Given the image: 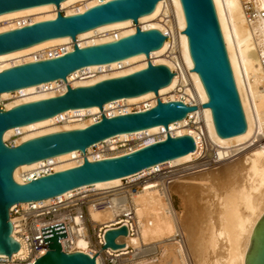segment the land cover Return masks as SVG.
<instances>
[{
  "label": "bare ground",
  "instance_id": "1",
  "mask_svg": "<svg viewBox=\"0 0 264 264\" xmlns=\"http://www.w3.org/2000/svg\"><path fill=\"white\" fill-rule=\"evenodd\" d=\"M105 1L107 0H64L58 7L59 10H63L69 6L70 8L66 9L65 12L69 15L84 12L87 8ZM214 3L248 128L242 134L226 138L221 137L217 135L211 109L199 107L190 112L196 118L192 122V124H198L196 127L189 126L187 124L189 118L186 117L177 122H172L168 131L163 125H157L145 130L121 133L106 139L107 142L113 139L118 142V140H129L133 137H143L160 132L163 135L158 140H161L160 138H164L170 132L173 135L191 134L197 140L196 150L133 174H153L162 171L164 168H173L190 162L179 176L176 174L166 176L165 173L159 172L154 177L144 181L145 186L133 196L136 208L134 219L138 226V233L120 236L117 241L126 245L121 249L110 248L109 252L111 253L114 252L120 256L127 254L131 246L141 247L146 244L154 245L155 242L161 240H177L181 244L179 256L183 264H247V254L251 248L255 228L264 216V74L261 69L259 54L263 37L258 41L255 39V35L261 37L264 33V20L250 25L245 15L244 0H214ZM256 3L264 8V0H256ZM58 7L55 3H50L0 14V23L2 22L0 32L18 28L24 24L55 18L58 14ZM163 21L166 22L168 28L159 23ZM137 24L143 29L171 30L172 36L165 41L161 48L152 51L149 58L147 54L140 53L121 61L88 66L70 74L67 83L64 81L62 87L58 85L61 80H54L16 91L2 92L0 96L7 99L14 98L13 96L16 95V98L8 103L6 109L24 102L62 94L67 89V84L72 86L89 85L105 78L135 72L147 67L149 60L154 64H166L171 68H174V64L178 63L183 68L184 73L186 68L188 76L186 75L187 87L184 91L195 98L196 105L207 102L208 95L199 74L196 71H190L193 69L194 63L190 55L188 37L182 33L186 27V19L181 1L159 0L155 10L139 17ZM137 24L133 19L111 22L79 33L75 41L80 46H87L120 39L136 32ZM173 37L175 38V47L169 54V46ZM75 41L71 36H64L0 54V71L14 65L33 61L39 58L38 54L47 56L49 50L57 46H66L64 52L70 51L72 42L75 43ZM168 57L178 62H173ZM83 69H89L90 74L81 77ZM177 85L178 77L174 76L169 85L160 88L157 92L159 99L165 102L180 98L174 94L165 96L169 92L176 91ZM158 97L155 91H148L141 95L107 102L104 105V110L108 114L107 110L111 109L109 114L112 115L132 112L130 107L121 108L117 105H131L148 101L146 106L152 107L157 104ZM76 112H79L81 116L74 118ZM99 112H102L99 106L69 109L61 113L72 117L64 122L58 123L57 118L60 114L55 115L20 127L9 128L5 131L4 138L7 140L13 134H19L16 140V144L19 145L25 140L51 132L83 128L95 122V115ZM180 127L185 128L177 130ZM200 138L217 146L215 164L218 166L202 173L198 171L205 168L209 161H200L205 158ZM153 142H143L117 153L108 151L109 153L99 152L95 155H91L93 149L91 146L86 155L90 159H102L136 150L135 148H141ZM116 148L115 144L110 146L112 150H116ZM79 153V150H74L49 159L19 165L14 171V178L20 183L25 182L27 174L37 171L47 161L56 163V170L71 168L81 162L80 158H76ZM197 179H202L204 185L211 188V192L208 191L210 195L203 201V205L193 203L187 198L184 199L185 202H182L184 203L182 205L183 210H181V207L177 205L178 200L175 198V191H182L181 188L191 185ZM122 180L123 177L84 185L70 190L60 197L76 194L83 188L107 192L111 188H118L122 184ZM205 189L207 190V188ZM50 200L51 198L44 201L49 202ZM118 200L116 199V203ZM199 201L201 202V200ZM119 211L117 205L114 208L105 209L90 206L89 217L94 226L98 225L108 229L109 226L114 225V221L118 220ZM13 235L18 238L15 230ZM90 243V237L86 233L77 237L76 248L93 254L89 251ZM23 251L24 247H21L15 255H19ZM96 258L97 264H101V255H97Z\"/></svg>",
  "mask_w": 264,
  "mask_h": 264
},
{
  "label": "water",
  "instance_id": "2",
  "mask_svg": "<svg viewBox=\"0 0 264 264\" xmlns=\"http://www.w3.org/2000/svg\"><path fill=\"white\" fill-rule=\"evenodd\" d=\"M64 0H0V14L55 3ZM186 19L182 33L188 37L194 67L204 85L208 101L201 105H187L181 100L163 101L158 97L160 88L171 83L176 73L166 64H154L135 72L105 78L94 84L72 87L59 95L17 104L0 109V254L10 256L19 251L21 244L13 236L14 225L10 218L13 205L41 201L60 196L70 190L101 181L124 178L146 168L176 159L196 150L191 134L172 135L165 139L128 152L102 159L89 160L87 149L121 133L145 130L163 125L167 128L199 107H209L217 135L231 137L244 133L248 123L237 87L232 64L218 18L214 0H180ZM159 0H107L87 8L84 12L64 14L55 18L26 24L0 32V54L19 50L45 40L71 36L74 41L81 32L111 22L133 19L153 12ZM167 36L158 28L143 29L137 24L136 32L99 44L80 46L61 56L24 62L0 71V94L51 82L66 81L73 72L91 65L121 61L136 54L161 48ZM155 91L157 104L150 109L132 111L108 117L103 113L107 102L124 97ZM99 106L101 120L83 128L61 130L36 136L19 145L10 146L4 133L12 127L59 115L69 109ZM79 150L84 162L71 168L42 175L27 183L14 178L15 169L22 164ZM47 252L33 264H97L96 255L102 249H121L126 244L117 242L120 236L129 235L126 225L111 227L105 233V244L94 256L81 250L67 252L59 239L67 237L63 222L42 228ZM247 264H264V216L257 224Z\"/></svg>",
  "mask_w": 264,
  "mask_h": 264
},
{
  "label": "built area",
  "instance_id": "3",
  "mask_svg": "<svg viewBox=\"0 0 264 264\" xmlns=\"http://www.w3.org/2000/svg\"><path fill=\"white\" fill-rule=\"evenodd\" d=\"M244 1H245L244 3L245 4V15H246L247 22L250 25H253V24H257L263 21L264 20V8H261L260 6H258V4L256 3V0H244ZM162 32L167 36V39L170 38V36H172L171 30H166ZM255 39L257 41L259 39H262V45L261 47H259V54H260V65H261V69L264 74V33L261 37H257V35H255ZM72 43H73L72 45V49H73L74 42ZM174 44H175V38H172L171 44L169 46V54L175 47ZM65 47L66 46H62V47H57L52 50H49L47 56L38 54L39 58H36L35 60H41V59L61 56L66 53L64 52ZM168 58L169 60H172L171 57H168ZM172 61L178 62L175 59H173ZM171 70L174 73H176L175 76L178 77V85H177V90L175 92L180 98L176 100H181L187 105H196L195 98L193 96H190L184 91L185 88L187 87L186 75L188 76V70L185 68V73H184L183 68L178 63L174 64V68H171ZM89 74H90L89 69H83L81 71L80 76L82 77V76H86ZM58 85H60L61 87L64 86V81L61 80L58 83ZM72 87H75V86H72ZM117 107H121V106L118 104ZM148 107L149 106H146V104H143V108H134L132 111L147 110V109L152 108L153 106L149 108ZM0 109L5 110L6 108L1 107ZM107 111H108V114L106 113L105 110L103 111V113H105L108 117L113 116L112 114H109L111 109ZM103 113L99 112L95 115V122L101 120ZM79 114H80L79 112H76L74 113L73 117L74 118L80 117L81 115ZM187 117L189 118L190 122H193L196 119L194 115H192V113H189ZM68 118H72V117L68 115L60 114L59 117L57 118V122L58 123L64 122L68 120ZM165 138L166 136L160 139H165ZM150 141L152 140L151 139L147 140L146 143ZM200 141L201 143L204 144L203 152L206 153V151H208L207 150L208 143L205 139L200 138ZM195 142L197 146L196 139H195ZM7 144L10 146L17 145L16 142L7 143ZM113 144L117 145L118 142H115L114 139L111 140L110 142H107L105 140V141H102L100 144L93 145L92 150H98L99 152H103V153L108 152V151H115V150L110 149V146ZM135 149H138V148H135ZM131 151L133 150L126 151L124 153H120L117 155L126 154ZM210 151H211L210 156H206L205 154V159L207 161L216 160L217 152L215 153L214 149H210ZM84 157H85L84 154L80 151L79 155L76 157V158L81 159V162L79 164L84 162ZM89 160L91 161L96 160V158H93V159L89 158ZM55 164L56 163H54L53 161L45 162L39 169H37V171L31 174H27L26 180L23 183H27L31 181L32 179L38 178L42 175H46V174L59 171L55 169ZM159 172H162V171H158L153 174H157ZM144 176L146 175L138 174V175H133V176L130 175V177L128 176L124 177L122 180V184L118 188L109 189L107 192H99V191L94 190L93 188H87V189L83 188L80 191L76 192V194H72L68 197L57 196V197L51 198L49 202L41 200V201L24 202L23 204L18 203V204L13 205L14 207H11L10 209V218L11 220L13 219L12 222L14 225V230L16 231V234L20 240L16 238L14 235L13 236L15 237L16 240L20 242L21 247H24V251L19 255H15L16 253H18V251L13 253L10 256V258L8 255L0 256V264H33L35 263L36 259L44 255L48 250L49 242H45L42 228L53 225V224H57L60 222L64 223L66 234H67V237L59 239L62 249L67 252H73V251L79 250V248H76L77 237L85 235L86 233H89L88 222L90 221V217H89V207L90 206H93L98 209H105V208H114L117 205V208L120 210L117 216L118 220L114 221L113 223L114 225L109 226V228L120 227L122 225H126L129 230V235H135L136 233H138V226L134 219V213H135L136 208H135V203L133 201V196L135 195V193H137L140 190L139 189L141 188L140 181ZM166 176H171V175L168 174ZM143 186L145 185L143 184ZM116 199H119L117 203H116ZM97 226L98 225L93 226V231L97 235V239H96L95 248L90 249L93 254L91 253L89 254H91L92 256L96 255L103 248V245L105 244V233L108 230L107 227L98 226V232H97ZM109 249L110 248L102 249L97 254V255H101L102 264H120L121 255L119 256L117 255V253H114V252L111 253L109 252Z\"/></svg>",
  "mask_w": 264,
  "mask_h": 264
},
{
  "label": "rangeland",
  "instance_id": "4",
  "mask_svg": "<svg viewBox=\"0 0 264 264\" xmlns=\"http://www.w3.org/2000/svg\"><path fill=\"white\" fill-rule=\"evenodd\" d=\"M68 8H70V7L66 6L65 8H63V10H59V11H62L64 14H66L65 12L68 10ZM47 13H51V12H47ZM159 23L165 25V27L168 28V26L165 24L166 22L163 21V22H159ZM173 94L177 95L175 91H172V92L165 94V96H170ZM13 97L16 98V95H14ZM14 98L7 99V98H3L0 96V108L1 107L6 108L8 103L11 100H13ZM147 103H148V101H142V102H138V103L131 104V105L122 104L121 108L130 107L133 110L134 108H141V107H143V104H147ZM187 124L189 126H192V127L198 126V124H192V122H190V121ZM183 128H185V127L177 128V130L183 129ZM162 135H163V133L156 132V133H153L151 135H147V136H143V137H133V138H130L129 140H126V139L125 140H118V144L117 145L115 144L117 146L116 150L111 151V152L117 153L119 151H125L131 147L136 146L137 144L146 142L147 140H150V139L155 142ZM18 137H19V134H13L12 136L8 137L7 140L4 138V141L6 143H14V142H16ZM201 144H203V143H201ZM203 146H204V144H203ZM210 149H214L215 153L217 152V146L214 143L212 145L211 142H208V147H207L208 151H206V153L203 152V154L204 155L206 154V156H210V153H211ZM95 153H99V151L98 150H92L91 151V155H95ZM106 153H109V152H106ZM204 160L207 161L205 158L204 159L202 158L200 161L203 162ZM189 163L181 164V165L175 166L173 168H164L162 170V172L165 173V175L176 174L177 176H179L183 173L185 167ZM208 163L209 164H207L205 166V168H202L199 171L198 170L197 171L202 173V172L207 171V170L208 171L212 170L213 168L218 166V164H215V160L214 161L210 160ZM155 175L156 174H148V175L144 176L140 181V187L141 188L144 187L143 186L144 181H146L149 178L154 177ZM203 186H205V187H203ZM141 188H139V189H141ZM205 188H207V190ZM209 188H210L209 186L206 187V185H204L202 179H197L196 181H193V183L191 185L184 187V188H181L182 191H175V198H177V200L179 201V202L177 201L178 207H181V210H183L182 205H184V203H182V202H185L184 199H186V198L189 199V201H191L193 203H198L199 205H203V203H204L203 201H205V199L210 195L211 188H210V190H208ZM111 189H113V188H111ZM208 191H210V192H208ZM185 194H186V197L184 198ZM199 200H201V202ZM197 201H199L200 203ZM88 225H89L88 235H89L90 240H91V243H90L91 245H90L89 251L92 252L90 249L95 248L97 235L93 231L94 223L91 220L88 222ZM97 232H98V226H97ZM154 245L153 244H146V245H143L141 247L131 246L129 248V250H128L129 252L127 254L121 255V257H120L121 263L120 264H183L181 262V258L179 256V250L181 249V244L179 243V241H177V240H169V241L168 240H164V241L161 240V241L155 242ZM177 251H178V253H177ZM187 260H188V256H187ZM101 264H102V260H101Z\"/></svg>",
  "mask_w": 264,
  "mask_h": 264
}]
</instances>
